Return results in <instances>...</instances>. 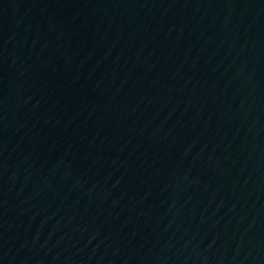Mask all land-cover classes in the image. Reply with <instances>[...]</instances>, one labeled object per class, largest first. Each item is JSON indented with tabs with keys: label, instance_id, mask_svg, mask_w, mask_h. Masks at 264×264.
Wrapping results in <instances>:
<instances>
[{
	"label": "water",
	"instance_id": "1",
	"mask_svg": "<svg viewBox=\"0 0 264 264\" xmlns=\"http://www.w3.org/2000/svg\"><path fill=\"white\" fill-rule=\"evenodd\" d=\"M0 264H264V0H0Z\"/></svg>",
	"mask_w": 264,
	"mask_h": 264
}]
</instances>
